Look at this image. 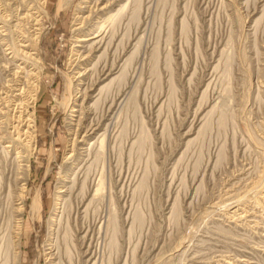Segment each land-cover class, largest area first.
Instances as JSON below:
<instances>
[{"label": "rangeland", "instance_id": "1", "mask_svg": "<svg viewBox=\"0 0 264 264\" xmlns=\"http://www.w3.org/2000/svg\"><path fill=\"white\" fill-rule=\"evenodd\" d=\"M65 2L0 0V264H264V0Z\"/></svg>", "mask_w": 264, "mask_h": 264}, {"label": "bare ground", "instance_id": "2", "mask_svg": "<svg viewBox=\"0 0 264 264\" xmlns=\"http://www.w3.org/2000/svg\"><path fill=\"white\" fill-rule=\"evenodd\" d=\"M16 1V0H15ZM18 1V0H17ZM20 2H21V8H23L24 9V7L26 8V7H28L29 8V6L27 5V2H28V0H19ZM14 2V1H13ZM30 3V2H29ZM32 3V2H31ZM60 3H62V8H63V6H65V4H66V2H65V0H60ZM17 4H18V2H17ZM19 6H20V4H19ZM59 6V5H58ZM14 7V6H13ZM19 9H20V7H19ZM22 9V10H23ZM59 9L61 10V8L59 7ZM12 11V10H11ZM21 12V11H20ZM28 11H27V14H24L23 15V17L22 18H20V20L19 21H24L25 23H26V21L27 20H29L30 19V17H29V15H28ZM2 18V17H1ZM32 19V18H31ZM28 22V21H27ZM29 24V23H28ZM4 26V25H3ZM2 34V33H1ZM82 39V38H81ZM80 39V40H81ZM22 42V41H21ZM86 42V41H85ZM18 43V42H17ZM19 47V46H18ZM15 54V53H14ZM27 57V56H26ZM22 60V59H21ZM31 64V63H30ZM22 73V72H21ZM68 84H71V83H68ZM71 86V85H70ZM37 89H38V86H35ZM36 89V90H37ZM23 91V90H22ZM29 91V90H28ZM67 91H68V89H67ZM19 92V91H18ZM20 92H21V89H20ZM19 92V94H18V97L19 96H21L22 97V95H23V92H21L20 93ZM35 95H32L31 97H30V106L31 107H28V114H26V117H27V119L25 120V123H26V127H27V129H26V131L25 132H23V136L24 137H26V139H28L27 140V144L29 143L28 141L29 140H32V137H33V132H34V122H35V111H34V105H35ZM66 97V96H65ZM23 103V102H22ZM22 103H20V104H18V106L20 107V106H23L22 105ZM25 103V102H24ZM21 108V107H20ZM7 109V108H6ZM24 114V113H23ZM17 119L18 120H20V119H23V116H22V112L19 114V116L17 117ZM22 140V139H21ZM35 141V140H34ZM101 141V140H100ZM29 146V145H28ZM31 146V145H30ZM8 157V156H7ZM12 160V159H11ZM100 180V182H101V179H99ZM103 181V180H102ZM102 183V182H101ZM100 183V184H101ZM105 185V184H104ZM98 187V186H97ZM103 188H105V187H103ZM97 189V188H96ZM61 191V190H60ZM96 191V190H95ZM103 191V189H102V185H99V187H98V189H97V191L95 192L96 194L95 195H97L99 192H102ZM60 194H62L63 192H59ZM99 195V194H98ZM60 203H58L57 205H59V207L61 206V196L60 197H58V199H57ZM61 208V207H60ZM58 209V208H57ZM40 211H41V197H40V192L38 191L36 194H35V196H34V198H33V200H32V203H31V205H30V214H31V216H32V218L35 220H39L40 219ZM59 219V218H58ZM59 222H60V220L57 222L58 224H59ZM53 223V222H52Z\"/></svg>", "mask_w": 264, "mask_h": 264}]
</instances>
